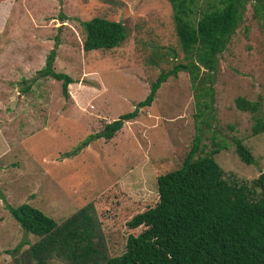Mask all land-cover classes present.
Masks as SVG:
<instances>
[{"label":"rangeland","instance_id":"obj_1","mask_svg":"<svg viewBox=\"0 0 264 264\" xmlns=\"http://www.w3.org/2000/svg\"><path fill=\"white\" fill-rule=\"evenodd\" d=\"M195 1L197 11L213 2ZM244 7L218 57L214 118L202 143L206 150L212 139L226 144L215 161L226 176L250 181L264 170V131L251 134L253 114L239 110L234 99L257 101V113H264V24L249 2ZM94 16L120 21L125 39L110 49L83 51L79 22ZM55 37L53 69L73 80L67 97L60 81L36 73ZM178 62L185 59L167 0H0V264H14V255L37 240L5 203H29L57 223L92 203L106 254L124 250L125 221L153 206L156 176L180 166L195 134L187 72L168 76L151 104L112 138L71 151L132 110L158 73ZM232 138L250 149L253 164L238 158ZM48 264L63 263L54 258Z\"/></svg>","mask_w":264,"mask_h":264},{"label":"trees","instance_id":"obj_2","mask_svg":"<svg viewBox=\"0 0 264 264\" xmlns=\"http://www.w3.org/2000/svg\"><path fill=\"white\" fill-rule=\"evenodd\" d=\"M167 1L185 62L160 71L132 110L105 122L100 131L89 134L71 153L76 154L97 138H112L124 122L138 115L140 108L151 104L168 76L185 71L193 92L195 134L180 166L156 176L157 201L125 221L130 232L124 250L110 257L102 244L101 221L92 203L81 206L60 223L29 203H5L19 227L37 237L27 249L14 255V264H48L54 258L63 264H264V170L250 181L226 176L214 159L226 144L212 139L211 148L206 150L202 143L214 118L213 83L218 57L246 2L253 16L264 24V0H213L198 11L195 0ZM79 23L84 32L83 51L110 49L126 37L120 21L94 16ZM58 44L55 37L36 73L60 81L61 93L67 97L68 84L73 80L53 69ZM24 89H29V84ZM234 102L239 110L253 114L251 134L263 132L264 113H257L259 103L240 96ZM231 142L242 162H255L240 139L232 138ZM23 242L9 252H17Z\"/></svg>","mask_w":264,"mask_h":264}]
</instances>
